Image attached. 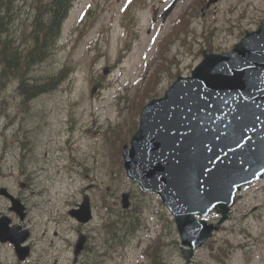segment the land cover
<instances>
[{
    "label": "rangeland",
    "instance_id": "rangeland-1",
    "mask_svg": "<svg viewBox=\"0 0 264 264\" xmlns=\"http://www.w3.org/2000/svg\"><path fill=\"white\" fill-rule=\"evenodd\" d=\"M51 1H12L9 36L24 53L33 46L34 16ZM220 1L204 14L208 0H78L53 55L31 71L35 80L64 71L66 80L31 101L18 92L17 81L0 84V186L17 191L18 177L32 178L30 221L40 264H69L66 246L76 238L69 212L85 195L94 214L87 229L93 263L154 264L159 254L163 264H186L173 216L158 195L128 178L118 153L137 132L130 137L140 104L190 76L202 51H231L264 23V0ZM240 195L229 220L191 264H264V179ZM119 211L136 217L133 234L111 230ZM207 220L216 223L220 216ZM1 257L18 264L10 248Z\"/></svg>",
    "mask_w": 264,
    "mask_h": 264
},
{
    "label": "water",
    "instance_id": "water-1",
    "mask_svg": "<svg viewBox=\"0 0 264 264\" xmlns=\"http://www.w3.org/2000/svg\"><path fill=\"white\" fill-rule=\"evenodd\" d=\"M219 1L209 0L203 13ZM203 56L190 76H179L162 97L146 104L123 151L129 179L158 195L172 214L186 264L229 220L242 190L264 179V23L246 32L231 51ZM2 195L24 217L21 201L7 189H0ZM129 198L123 195L124 210L131 207ZM213 213L220 216L216 223L207 220ZM70 215L91 222L90 197ZM10 222L0 219V242L12 243L25 260L29 248L22 244L29 231L20 233L21 227ZM85 242L82 236L77 255Z\"/></svg>",
    "mask_w": 264,
    "mask_h": 264
},
{
    "label": "trees",
    "instance_id": "trees-1",
    "mask_svg": "<svg viewBox=\"0 0 264 264\" xmlns=\"http://www.w3.org/2000/svg\"><path fill=\"white\" fill-rule=\"evenodd\" d=\"M12 1L0 0V84L3 86L8 81H17L19 83L18 92L24 96L25 101H30L40 95L56 90L67 78L65 72L60 71L49 78L35 80L31 77V71L37 64L45 63L53 55L56 45L62 38L63 26L68 18V14L78 0H52L48 5L43 7V10H40V13L34 16V28H31L32 30L29 35V42L33 46L27 47L25 53L21 46L9 36L6 20L12 19L15 16V12L11 10L10 6ZM156 96H150L148 100ZM144 106L145 103L138 106L135 121L130 128V137L138 129L140 114ZM122 151L123 147L120 146L118 153L120 158ZM117 214V219L109 224L111 230L115 231V235H118L119 230L124 232V234H133L136 228L134 223L136 217L122 211H119ZM154 250L157 253L159 245ZM158 256L159 254L153 256V263L163 264V261H160V256L158 260Z\"/></svg>",
    "mask_w": 264,
    "mask_h": 264
},
{
    "label": "flooded vegetation",
    "instance_id": "flooded-vegetation-1",
    "mask_svg": "<svg viewBox=\"0 0 264 264\" xmlns=\"http://www.w3.org/2000/svg\"><path fill=\"white\" fill-rule=\"evenodd\" d=\"M204 52L202 51V55ZM31 177L21 176L16 179V183L18 185V190L15 191L13 188H11L8 185H1L0 189H7L8 192L14 196L16 199L20 200L22 205L25 207L24 209V217H21L20 214H18L16 211L12 210V200L7 196H0V219H9L10 227H21L20 233L28 230L29 231V238L22 244L24 247L29 248V256L25 260H20L17 256L15 246L10 242H0V264H4L1 252L5 248H10L12 252L14 253L17 263L18 264H40L38 260H36V256L38 254L37 246L39 241L35 240V230H34V224L30 221L31 212L33 211V206L31 204L30 196L28 195V192H30L32 186L34 185L31 181ZM80 204L76 205V207L72 208L76 209L79 208ZM70 210V211H71ZM70 216V212H69ZM71 218V217H70ZM72 221L74 222L75 226L73 228V231L76 233V238L74 241H71L69 245L66 246L68 250H70V255L68 257L69 264H95L93 261H91V254H90V234L88 232V226L90 223L82 224L78 222L76 219L72 217ZM48 230L44 233V237L48 238L47 235ZM55 238L60 237L59 232L54 233ZM84 236L86 239L85 245L83 250L79 255L76 254L77 252V246L81 239V237ZM51 247L55 246L54 241H50ZM54 264H58V261H56Z\"/></svg>",
    "mask_w": 264,
    "mask_h": 264
},
{
    "label": "bare ground",
    "instance_id": "bare-ground-1",
    "mask_svg": "<svg viewBox=\"0 0 264 264\" xmlns=\"http://www.w3.org/2000/svg\"><path fill=\"white\" fill-rule=\"evenodd\" d=\"M90 49V48H89Z\"/></svg>",
    "mask_w": 264,
    "mask_h": 264
}]
</instances>
